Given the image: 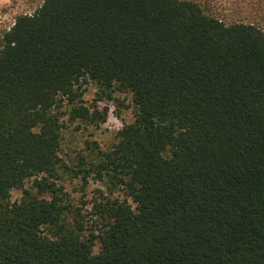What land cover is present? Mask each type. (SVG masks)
I'll return each instance as SVG.
<instances>
[{
	"label": "trees",
	"instance_id": "obj_1",
	"mask_svg": "<svg viewBox=\"0 0 264 264\" xmlns=\"http://www.w3.org/2000/svg\"><path fill=\"white\" fill-rule=\"evenodd\" d=\"M89 86L130 95L132 122L68 164L66 124L105 122ZM90 181L105 191L87 201ZM0 264H264V29L193 0L16 17L0 42Z\"/></svg>",
	"mask_w": 264,
	"mask_h": 264
},
{
	"label": "rangeland",
	"instance_id": "obj_2",
	"mask_svg": "<svg viewBox=\"0 0 264 264\" xmlns=\"http://www.w3.org/2000/svg\"><path fill=\"white\" fill-rule=\"evenodd\" d=\"M198 3L205 13L222 19L226 23L252 22L264 29V0H193ZM44 0H0V42L2 35L20 15L33 14ZM89 88V89H88ZM84 96L86 106L96 107L105 122L97 119L98 125L67 123L62 131L60 156L68 164L77 161V154H86V143L95 142L101 150H108L116 142V132L120 125L132 122L133 106L128 94L115 93L112 99L98 100L89 86ZM105 113V114H104ZM30 184L28 183L27 186ZM65 189L71 193L74 202L82 197V185L79 181H64ZM104 189L101 183L89 182L85 187L84 200L89 201L93 190ZM12 200L20 198V191H13ZM98 250V245L95 251Z\"/></svg>",
	"mask_w": 264,
	"mask_h": 264
}]
</instances>
